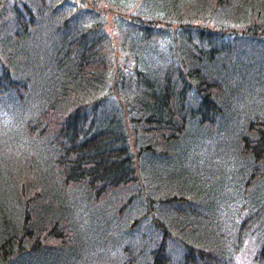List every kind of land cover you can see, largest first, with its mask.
<instances>
[{"label": "trees", "instance_id": "16d2710c", "mask_svg": "<svg viewBox=\"0 0 264 264\" xmlns=\"http://www.w3.org/2000/svg\"><path fill=\"white\" fill-rule=\"evenodd\" d=\"M57 1L49 62L34 45L52 71L41 97L29 95L38 59L8 71L2 60L20 54L11 38L0 49V111L13 125L6 135L0 116V264H238L246 242L264 264V114L235 101L260 54L264 66V0H108L113 36L102 6ZM20 2L10 6L18 43L41 17L34 0ZM159 37L169 39L160 60L149 48ZM202 132L219 145L197 167L207 189L192 195L172 181L186 171L184 148L202 155L192 148Z\"/></svg>", "mask_w": 264, "mask_h": 264}, {"label": "rangeland", "instance_id": "374dc122", "mask_svg": "<svg viewBox=\"0 0 264 264\" xmlns=\"http://www.w3.org/2000/svg\"><path fill=\"white\" fill-rule=\"evenodd\" d=\"M17 0H9L8 5H7V9L5 10V12L2 13V15L0 16V49L3 50V48H6L5 44H10L11 45V39H13V43L15 42L14 45V49L19 52L20 54V58L17 59L15 56L13 58V60L11 59H7L4 58V60H2L3 66H5V68L9 71L12 70L14 68V66L16 65H21V67L23 65H26L27 63H36V59H38V65L40 67V72L37 74V77L35 79V87L34 90L32 92H30V97L33 99V96L37 97H41L42 93H43V89L44 87L47 85L48 83V79L50 78L52 71L49 69V66L46 62H44L43 60H41V56L44 55V52L47 55L48 58V62H49V44L46 42V40L49 38L50 36V31H51V27L49 26V18H50V14L53 13L54 11H56V5L58 3L57 0H34L35 6L37 7L36 10L41 11V14L39 16L40 17V21H39V26L36 27L32 33V35L28 38H24L23 42L18 43V40L15 38L14 35V18H13V14L11 12V5L13 3H16ZM68 1V0H66ZM92 3H96L97 7L102 6L101 8L105 9V13L107 15V26L110 30V35L113 36L112 33V29L115 28V25H113V14L115 12L114 9L111 8L112 4L110 2H108V0H98L97 2L95 0H69L68 3L66 4H71L72 6L75 4H79L82 6L81 9H88L87 7H92L91 2ZM22 2V0H21ZM18 4V6L22 9L23 5ZM73 2V3H72ZM91 5V6H90ZM126 9H129V11L131 10L130 6H125ZM55 9V10H54ZM174 28V26H173ZM42 42L40 44H43L41 47H43L45 49V51L42 53H38L36 51V47L34 46L35 44L39 45V42ZM156 43L160 44L161 46H159V49H154V47H149L150 48V55H152V51L154 50V55H157L156 57L160 60L162 59V54H166V52H169L167 49L168 46V42L169 39L168 38H163V37H159L158 39H155ZM24 45V44H29L28 46L23 47L22 49H19L18 45ZM12 46V45H11ZM7 50V54L10 53L12 51V49H6ZM261 55V54H260ZM258 56V63L257 66L254 67L253 69H251V72H247L244 80L246 85V88H244L242 91L239 92V97L235 98V101L238 103L242 102V104L244 105L242 107V111L244 110H252L250 111V113L252 114L253 112L255 113V111H262V113L264 114V86L263 81H264V66L261 63V56ZM120 60L123 61L124 65L123 67L125 68L126 74L128 72H132V70L134 69V64H135V58L134 55H132L129 50H126L122 53V55H120ZM141 67H144L142 65H140ZM168 65L166 63L163 64L162 68H159V74L163 73L166 69ZM34 69V68H32ZM37 70V69H35ZM112 72H109L110 75H112V78L114 77L112 74L113 73V68L111 70ZM56 74V71H54V75ZM151 76H155L154 74H151ZM157 76V74H156ZM228 94H231V90L229 92H227ZM244 96V97H243ZM243 97V98H242ZM247 97L252 98L253 102H250L248 100ZM259 98V99H256ZM262 102V103H261ZM27 103H25L24 105H20L19 106V110L21 111V107H26ZM255 110V111H253ZM0 116H3L5 118V133L6 135H10L11 134V130L13 129V125H12V117L11 115H9V110L6 107V109L3 107L2 110L0 111ZM139 129V127H138ZM199 130V129H197ZM141 133V132H140ZM206 136V134L204 132H202L201 134H198V136H195L194 138V142L192 141V148L194 150H199V151H203L202 155H200L197 159L195 155H191L190 150H187L186 148H184L185 152H183L182 150V157L183 160L185 161V173H178L177 175L174 176V180L172 182L178 183L179 186L184 185L186 187V191L189 190V192L192 195H197L199 193V195H201L202 191L206 190L208 185L205 181H203L204 177V173L202 174L201 170H198V165H201L202 167L205 165H209V162H212L211 160H208V153L210 151V148L213 147H217L219 144L215 143V139L213 137V134L208 136V138L210 139L208 141V143H206V141H204L203 137ZM185 141V140H184ZM192 150V149H191ZM149 156L152 155L150 152H148ZM192 156L195 158V160L192 158ZM161 157V156H160ZM144 159V163H142L143 166L146 165V169L149 172V169L153 171V169L155 168V166L152 163H148V159H145V156L140 157V160ZM150 159V158H149ZM151 159L157 160L159 162V159L156 157L151 156ZM222 160H225V156L222 157ZM194 163V165L192 166V164ZM142 166V167H143ZM192 166V171L191 174L189 172V168H191ZM144 168V167H143ZM177 171V170H176ZM175 171V173H177ZM167 173H173V171H167ZM227 174L225 173L224 175V185L230 183V180H227L228 183H226L225 181V176ZM158 177V175H157ZM146 180H148V182H152V184H150L148 186V189L153 190L154 192H160V190H158V186H160L159 184V178H156L155 175L153 174H149V176L147 175V177L145 178ZM143 183H147V181H143ZM170 186V184L165 185L164 189L168 188ZM210 186V185H209ZM146 187H144V191L148 192V190ZM193 189V190H191ZM214 190L215 187L213 188ZM165 191V190H164ZM141 206H143L144 208L147 207L145 202H141L140 203ZM155 210L158 213H161L164 211V209H166V205L161 202V204H155ZM135 209L138 210L140 212V207H139V202L135 203ZM143 208V209H144ZM245 246L239 250V252L236 254L237 257V263L238 264H253V258L252 255L253 250L251 249L250 245H248V242H246L244 244ZM121 252V251H120ZM113 254H115V251H112ZM96 259V258H95Z\"/></svg>", "mask_w": 264, "mask_h": 264}]
</instances>
